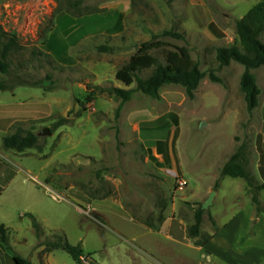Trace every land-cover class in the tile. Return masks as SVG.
I'll return each mask as SVG.
<instances>
[{
	"label": "rangeland",
	"instance_id": "rangeland-1",
	"mask_svg": "<svg viewBox=\"0 0 264 264\" xmlns=\"http://www.w3.org/2000/svg\"><path fill=\"white\" fill-rule=\"evenodd\" d=\"M109 1L3 0L0 4V27L15 33L21 45L10 55L8 81L24 84L14 92L33 100L17 109L24 114L29 109L30 116L37 117L16 128L37 134L45 144L43 151L7 154L39 175L31 182L42 184L37 188L48 194L43 210L63 228L49 232L35 217L43 234L38 236L34 228L27 231L29 242L18 249L40 264L41 256H35L39 239L44 244L58 234L81 247L87 257L82 264H155L149 255L157 252L158 243L168 246L166 239L147 235L139 224L159 227L160 232L176 219L189 230L195 224V211L215 191L213 205L204 211L201 235L188 233L192 244L205 242L216 228L240 217L247 229L238 249L253 246L257 255H264V200L259 189L264 184V66L251 71L261 94L257 108L249 111L241 86L245 67L235 61L221 66L217 58L218 49L232 46L236 38L237 19L232 14L225 17L223 10L239 18L262 0H202L199 5H188L187 0H138L133 11L144 18L140 35L134 20L126 22L129 34L119 35L125 22L109 18ZM212 16L227 31L229 44L210 32ZM110 27L112 32L107 30ZM167 31L185 38L164 36ZM93 32L94 37L83 39ZM260 39L264 43V32ZM155 40L190 48L206 74L193 100L186 88L176 84L163 86L159 99L136 91L123 102L112 91L136 88V82L125 87L115 73L128 63L136 45ZM164 51L151 54L164 61ZM152 72L143 71L138 77L147 79ZM211 74L219 80H212ZM89 85L104 90H95L98 98L93 103L86 102ZM37 98L46 103H37ZM169 112L177 115L178 125L167 117ZM136 114H151L158 123L142 128L145 118L137 119ZM61 118H69V125L54 129ZM46 129L51 134L43 135ZM242 145L247 146L250 181L222 175ZM156 147L168 149L169 162L163 163ZM181 179L187 182L183 189L178 185ZM93 214L105 216L109 224L95 221ZM180 227L174 226L182 240ZM134 238L148 254L135 248ZM177 246L176 254L193 255L196 264L195 251ZM56 250L62 259L70 258L66 251Z\"/></svg>",
	"mask_w": 264,
	"mask_h": 264
},
{
	"label": "trees",
	"instance_id": "trees-1",
	"mask_svg": "<svg viewBox=\"0 0 264 264\" xmlns=\"http://www.w3.org/2000/svg\"><path fill=\"white\" fill-rule=\"evenodd\" d=\"M3 0H0V4ZM210 31L218 38H223L224 34L219 31L217 25L212 22L209 24ZM264 32V0L255 5L242 19L236 23V38L235 43L230 47L219 48L217 58L221 66H228L232 61H235L245 67V73L242 78L241 86L245 94L248 110L253 111L259 104V97L261 90L257 86L256 77L251 72L264 66V43L260 37ZM164 36H170L175 39H184L183 34L167 31L163 33ZM21 47L17 35L13 32H6L0 27V92H14L16 88L24 84L18 82L8 81L11 76V63L9 61L12 52L19 50ZM164 48V61L160 58L153 56L151 53L154 50ZM153 70L152 75L147 79H140L138 75L143 71ZM206 74L200 69L199 63L193 59L191 50L187 46H176L161 40L144 42L139 45L136 53L131 56L128 63L122 66L115 75L117 81L124 84L125 87H130L136 82L135 89H120L114 88L112 91L122 99L123 102L129 101L132 94L140 91L154 99L160 98V90L163 86L168 84L181 85L186 88L190 100L195 98V92L199 88L202 80ZM211 79L218 81L219 79L211 74ZM93 88V91H90ZM95 90L103 92L101 86H88V94L86 96L87 103H93L97 100L98 94ZM38 107L35 105V108ZM176 125H178V117L174 113L167 115ZM69 118H61L55 125L54 129L69 125ZM158 122H143L142 128H153ZM3 127L0 124V129ZM3 145L6 149H12L16 152L23 153L29 149H38L43 151L45 144L41 142V137L37 134L26 131L19 127L14 134L8 135L3 140ZM247 146L242 145L236 153L230 158L222 169L223 176L232 178H240L247 181L251 180V176L247 170ZM264 177V171H263ZM218 188V185L216 186ZM264 190V184L259 188ZM202 206L195 211V224L188 230L192 237H199L201 235V226L203 224L204 210ZM262 212V210H259ZM31 221L37 235L43 234L41 226L39 225L35 216L27 215ZM212 224L216 226V221L212 216H209ZM173 226L179 224L176 219L172 220ZM155 231L159 227L149 226ZM219 231L215 230V234ZM214 234V235H215ZM213 235V236H214ZM212 236V237H213ZM200 243L204 245L207 241ZM0 239L11 250L9 244V233L4 226H0ZM46 251L50 252L56 249L66 251L73 260L82 264L87 261L84 257V252L80 246H73L64 236L55 234L53 240L44 243ZM14 264H32L30 261L14 256Z\"/></svg>",
	"mask_w": 264,
	"mask_h": 264
},
{
	"label": "crops",
	"instance_id": "crops-1",
	"mask_svg": "<svg viewBox=\"0 0 264 264\" xmlns=\"http://www.w3.org/2000/svg\"><path fill=\"white\" fill-rule=\"evenodd\" d=\"M137 1L138 0H110L108 2L107 5L109 6L107 8L110 10L108 15L109 18H114L116 20L119 19L125 22L123 28L118 32L119 35L129 34V27L126 22L131 20L135 21L136 28H140L139 35L142 33L144 18L140 13L133 11V4ZM201 2L202 0H187L188 5H193V3L194 5H199ZM251 9L242 13L241 17L239 18L233 11H223H225V17H228L230 14H232L233 17H235L238 21L242 19ZM211 18L212 19L210 23L214 22L217 25L219 31L224 34L223 38H218L215 34L214 36L220 42L229 44L230 37L227 31L217 22H215V18L213 16ZM110 28H108L107 30L109 32H112L114 28ZM95 35L96 33L94 32L89 33L86 34L83 39L87 40L88 38L94 37ZM136 35H138V33H136ZM205 35L208 37V34L206 32ZM138 47L139 45L135 46V48ZM136 51L137 49L133 52L132 55H134ZM97 67L101 68V66ZM98 77L103 80L105 79L100 75ZM19 96L20 95H18L16 92H0V124L5 127V129H0V226H4V228L8 230L9 244L11 247V250H9L0 239V264H14V256L22 257L30 261L32 264H36V262L34 261V256L30 255V257H26L18 249V246L20 244L27 245L29 242V239L26 236V232H34L32 223L26 216L27 214H31L37 217V219H39L40 221L42 220V222L45 224V228H47L49 232L63 230V228L60 227V224L55 223V221H52L49 218V211H44L47 207L43 203L45 202V197L48 196V194L46 191L41 192V190L37 188V186L41 187L42 184H37V186H35L31 182V179L37 180L39 175H34L31 169L23 166L20 163H17L11 156H9V154H7L11 153V151H16L12 149H6L3 145L4 138L8 135L14 134L19 128H16L17 124L26 123L27 121L37 119V117L30 116L33 112H31L29 109L25 114L22 111L19 112V110L17 109L18 105L33 103V100L31 99L32 97L28 96L25 98L24 96ZM36 102L46 103L41 98H37ZM28 115L30 119H27L25 117ZM149 115L136 114L135 118H145L140 122V124L143 122H153L159 119L151 117ZM147 117L151 118L147 119ZM156 150L157 156H162L165 159L163 162L164 164L170 161V154L168 152V149H160L156 147ZM45 179H47V177H44V180ZM262 197L264 200V190L262 191ZM52 199L54 201H59L56 196H53ZM53 209V211L57 215L58 209ZM92 217L99 223L105 225L109 224L105 216L102 217L100 215L99 217L93 214ZM26 219H28V221ZM139 225L147 235H164V238L166 239L164 241L167 242L168 246H165V244L161 241V243H158L157 241L159 245V247L157 246L158 248L156 247L157 252L154 255H149L150 260L155 264H192L193 255L176 254V249L178 248L177 245L183 246L185 249H189L190 251H195L197 253L196 255H194V262H196V264H264V255H257L252 245V247H247V249H238L237 243L238 241H241L243 239V236L247 229L246 223H244V221L240 217H237L235 220L224 225L212 237V239L207 241L204 245L199 244L196 246L192 244L191 239L188 237L187 227L184 226L180 221L179 226H181L180 228L183 232L182 240L177 237L178 232L175 231L176 229L174 228L172 221L167 224V226L165 224L160 232H157L151 227L142 223H140ZM233 226H236V229H234L235 232L231 230ZM135 239L136 238L132 240L135 248H137L144 254H148L146 248L142 245L137 244V241ZM43 241L44 239H39L35 252V256H41L40 258L42 262L40 264H75V261L69 254L68 255L70 256V258L62 259V257L57 254L60 250H53L50 252L46 251V246H44L42 243ZM249 243L247 245L251 244ZM163 250L167 252L163 253ZM207 251H211V253L209 254L207 253ZM261 255L263 256L261 257ZM85 263H87V261Z\"/></svg>",
	"mask_w": 264,
	"mask_h": 264
},
{
	"label": "water",
	"instance_id": "water-1",
	"mask_svg": "<svg viewBox=\"0 0 264 264\" xmlns=\"http://www.w3.org/2000/svg\"><path fill=\"white\" fill-rule=\"evenodd\" d=\"M203 125H205V124H203ZM42 134L48 135V134H51V132H50V130L46 129L43 131ZM216 195H217V193L215 191L211 192V194L209 195V198L204 202V204L202 206V209L204 211L208 210L213 205V202H214Z\"/></svg>",
	"mask_w": 264,
	"mask_h": 264
},
{
	"label": "built area",
	"instance_id": "built-area-1",
	"mask_svg": "<svg viewBox=\"0 0 264 264\" xmlns=\"http://www.w3.org/2000/svg\"><path fill=\"white\" fill-rule=\"evenodd\" d=\"M186 184H187V182L185 180H183V179H181V180L178 181V185H179V188L180 189L185 188Z\"/></svg>",
	"mask_w": 264,
	"mask_h": 264
}]
</instances>
